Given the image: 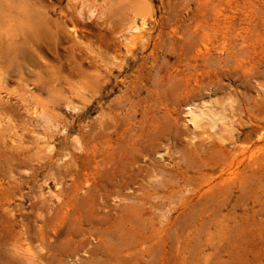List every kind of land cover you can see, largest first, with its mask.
I'll list each match as a JSON object with an SVG mask.
<instances>
[{
	"label": "rangeland",
	"instance_id": "rangeland-1",
	"mask_svg": "<svg viewBox=\"0 0 264 264\" xmlns=\"http://www.w3.org/2000/svg\"><path fill=\"white\" fill-rule=\"evenodd\" d=\"M0 264H264V0H0Z\"/></svg>",
	"mask_w": 264,
	"mask_h": 264
}]
</instances>
